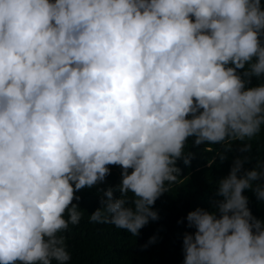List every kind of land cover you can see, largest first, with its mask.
Here are the masks:
<instances>
[{
	"label": "clouds",
	"instance_id": "obj_1",
	"mask_svg": "<svg viewBox=\"0 0 264 264\" xmlns=\"http://www.w3.org/2000/svg\"><path fill=\"white\" fill-rule=\"evenodd\" d=\"M262 128L261 0H0V264H71L75 192L109 165L120 183L97 189L88 220L137 236L190 163L189 137L251 151ZM244 159L211 210L187 214L183 264H264L243 194L264 202V159L242 172Z\"/></svg>",
	"mask_w": 264,
	"mask_h": 264
},
{
	"label": "trees",
	"instance_id": "obj_2",
	"mask_svg": "<svg viewBox=\"0 0 264 264\" xmlns=\"http://www.w3.org/2000/svg\"><path fill=\"white\" fill-rule=\"evenodd\" d=\"M264 5V0H261ZM247 67V66H246ZM243 73L245 69H237ZM243 78V77H242ZM261 80L251 78L246 88L257 86ZM195 137H189L185 152H190V163L177 161L180 173L177 181L168 186L152 207L158 212V219L150 220L137 236L109 224H92L88 216L100 207L101 194L98 188L115 186L121 180V167L109 165L110 173L105 181L91 188L75 192L73 203L83 209V217L78 225H70L63 235L72 256L71 264H183V238L187 232H195L187 221V214L196 208L211 210L215 201L222 199L217 192L216 181L227 176L237 157L245 158L242 172L254 168L264 159V128L251 140V151L241 150L240 141H231L228 149L223 143L199 145ZM210 148L211 151H208ZM221 154L226 158L221 160ZM212 160L213 163L209 164ZM131 172V169H129ZM248 207L253 215L264 220V202L257 199L251 189H245ZM119 197V193H114ZM154 242L149 243L150 237Z\"/></svg>",
	"mask_w": 264,
	"mask_h": 264
}]
</instances>
